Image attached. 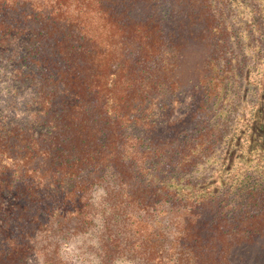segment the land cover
<instances>
[{"label": "trees", "instance_id": "obj_1", "mask_svg": "<svg viewBox=\"0 0 264 264\" xmlns=\"http://www.w3.org/2000/svg\"><path fill=\"white\" fill-rule=\"evenodd\" d=\"M19 39L38 84L31 121L0 122V264H73L98 214L102 264L264 247V0H0V47Z\"/></svg>", "mask_w": 264, "mask_h": 264}, {"label": "rangeland", "instance_id": "obj_2", "mask_svg": "<svg viewBox=\"0 0 264 264\" xmlns=\"http://www.w3.org/2000/svg\"><path fill=\"white\" fill-rule=\"evenodd\" d=\"M27 42L19 39L7 43L6 47H0V122L6 123L16 121L19 123H29L35 111L34 99L36 98L37 80L32 83V77L28 74L25 78L16 77V67L21 64L27 65L20 60V56L26 50ZM203 52L202 48H196L193 57L200 59ZM24 71V72H25ZM183 104L172 114H163L154 127V135L159 138H166L173 134V127L169 126L172 120H186L190 112L198 103V97L191 92H186L180 96ZM187 126V125H184ZM103 194L101 191L96 193V200L100 203ZM102 215L96 216V228L88 233L74 238L65 249V256L73 264H102L100 259L103 257L101 231L103 228ZM112 253L111 255H113ZM113 262L109 264H136L125 254L118 252L114 254ZM234 264H264V247L261 242L249 243L235 247L232 254ZM25 264H36L34 259H29Z\"/></svg>", "mask_w": 264, "mask_h": 264}]
</instances>
